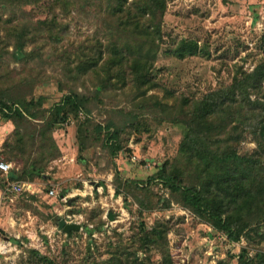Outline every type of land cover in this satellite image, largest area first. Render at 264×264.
Returning <instances> with one entry per match:
<instances>
[{
    "label": "rangeland",
    "instance_id": "374dc122",
    "mask_svg": "<svg viewBox=\"0 0 264 264\" xmlns=\"http://www.w3.org/2000/svg\"><path fill=\"white\" fill-rule=\"evenodd\" d=\"M72 2L67 12L59 6L53 14L40 5L27 10L21 6L3 8L8 3L0 0V34L9 43L4 49L11 51L15 42L14 38H6L7 28L29 23L35 29L41 26L37 20L54 17L53 27L59 33V39H49L45 29L46 32L35 33L29 39V50L41 46L51 55L50 59L37 57L27 63L10 59L1 64L0 89L10 88L29 97L45 96L47 108L72 89L95 94L100 76H106L104 67L99 65L76 79L67 66L76 67L82 56L95 53L100 42L107 43L113 17L106 11L108 0ZM165 2L166 10L156 21L161 26L154 61L156 86L143 97L132 82L113 85L93 101L96 110L91 117L97 122L106 124L112 119L126 126L121 136L122 150L113 156L99 143L93 145L89 141V147L81 153L78 123L87 118L81 112L53 130L61 155L45 163L42 175L19 179L30 183L36 190L34 194L7 195V183L13 180L0 170V264H163L156 248L140 247V222L151 227L173 218L175 223L179 217H184V222L174 227L176 232L179 227L184 232L178 236L171 234V242L173 250L180 251L182 264H216L239 254L244 245L252 257L264 252V239L260 238L245 239L241 247L231 246L228 238L210 223L171 198L161 180L153 179L159 170L157 164L172 163L178 157L185 132L182 124L160 121L163 114L155 109L135 123L124 122L123 116L140 113L139 106L145 97L153 100L151 97L157 96L170 104L179 97H201L211 89L229 84L237 72L253 71L264 59V0ZM182 39L198 42L201 52L178 57L176 46ZM15 131V123L0 115V161L6 160L19 170L21 160L29 153L33 158L39 157L41 147L27 141L17 148ZM256 146L248 135L241 151L249 152ZM118 174L141 186L144 182L149 184L152 193L143 213L128 188L124 189L129 193L128 199L116 194ZM51 189L56 190L55 196L49 195ZM160 196L171 199L170 207L162 206L163 201L158 203ZM70 215L74 219L80 216L82 225V230L72 236L59 226ZM237 261L235 257L232 264Z\"/></svg>",
    "mask_w": 264,
    "mask_h": 264
},
{
    "label": "trees",
    "instance_id": "16d2710c",
    "mask_svg": "<svg viewBox=\"0 0 264 264\" xmlns=\"http://www.w3.org/2000/svg\"><path fill=\"white\" fill-rule=\"evenodd\" d=\"M6 3L10 5L3 8L21 6L27 10L40 5L55 14L59 6L62 12H67L68 5L73 2L6 0ZM165 10V0H117L116 3L108 0L106 11L113 18L107 30V43L100 42L95 53L82 56L76 67L67 66V71L76 79L98 69L99 65L104 67L106 76H100L93 95L72 89L61 101L47 108L45 96L29 97L10 88L0 89V115L15 123L17 148L27 141L33 145L39 143L41 147L39 157L33 158L29 153L21 160L23 165L19 170L13 169L8 173L10 180L34 179L42 175L45 163L61 155L53 130L81 112L87 114V118L78 123L81 153L89 147V141L93 145L99 143L113 156L122 150L121 136L126 126L116 124L112 119L106 124L97 122L91 117L96 110L93 101L99 100L102 93L113 85L132 82L143 97L156 86L154 61L161 32L160 23L156 21ZM36 23L41 26L31 29L27 23L20 28H7L6 38L15 39L11 51L4 49L3 46L8 47L9 43L0 34V65L10 59L25 63L37 57L50 59L51 55L41 46L29 50L28 44L35 33L45 29L49 39L52 36V39H59V33L53 27L56 20L53 17ZM200 52L195 40L182 39L176 46V54L180 58ZM151 98L153 100L143 98L140 113L123 115L126 116L124 122L135 123L143 114L148 115L155 109L163 114L160 121L182 124L185 129L178 157L172 163L157 164L159 170L153 179L161 180L169 189L171 198L210 223L229 242L264 239V59L253 71L237 72L229 84L211 89L201 97H179L171 104L157 96ZM248 135L257 146L252 151L242 152V143ZM116 182V194L128 199L129 193L124 190L128 188L139 204L140 213H143L152 193L149 184L144 182L141 186L139 182L124 180L120 174ZM161 201L162 206L170 207L171 199L160 196L158 203ZM173 219L157 222L151 227L145 221L140 222V247L146 250L156 248L163 257V264H182L180 251L173 250L171 234L178 236L184 232V228L179 227L176 232L174 227L176 224L181 226L184 217H179L175 223ZM235 257L238 258L237 264H264V252L252 257L245 245L236 256L219 260L216 264H232Z\"/></svg>",
    "mask_w": 264,
    "mask_h": 264
},
{
    "label": "built area",
    "instance_id": "2783aa9c",
    "mask_svg": "<svg viewBox=\"0 0 264 264\" xmlns=\"http://www.w3.org/2000/svg\"><path fill=\"white\" fill-rule=\"evenodd\" d=\"M13 164L9 163L6 160H1L0 161V170L3 171L4 173L8 174L11 170H13ZM7 195H21L25 194L27 192L33 193L32 186L30 183L26 182H9L8 186L6 188ZM49 195L55 196L56 195V190L51 189L49 191ZM183 214L186 215V211H181ZM76 219L72 218V216H68V220H65L67 223H77L81 225V219L80 216H74ZM81 230H82V225H81ZM245 244V240L241 239V241L236 242V243H231V246H239L241 247L242 245Z\"/></svg>",
    "mask_w": 264,
    "mask_h": 264
},
{
    "label": "water",
    "instance_id": "95a60500",
    "mask_svg": "<svg viewBox=\"0 0 264 264\" xmlns=\"http://www.w3.org/2000/svg\"><path fill=\"white\" fill-rule=\"evenodd\" d=\"M111 219L113 217L111 216ZM59 226L69 235L72 236L73 232L81 230V225L77 223H67L65 220L59 222Z\"/></svg>",
    "mask_w": 264,
    "mask_h": 264
},
{
    "label": "crops",
    "instance_id": "0c3cea01",
    "mask_svg": "<svg viewBox=\"0 0 264 264\" xmlns=\"http://www.w3.org/2000/svg\"><path fill=\"white\" fill-rule=\"evenodd\" d=\"M9 182H22V181H19V180H13V181H9ZM8 182V183H9ZM8 183H7V186H8ZM27 183V182H26ZM7 188V187H6ZM6 190V189H5ZM36 192V190H33V193H30V194H34ZM26 194V193H25ZM27 194H29V192H27ZM29 194V195H30Z\"/></svg>",
    "mask_w": 264,
    "mask_h": 264
}]
</instances>
